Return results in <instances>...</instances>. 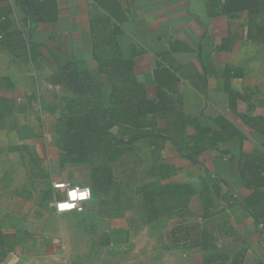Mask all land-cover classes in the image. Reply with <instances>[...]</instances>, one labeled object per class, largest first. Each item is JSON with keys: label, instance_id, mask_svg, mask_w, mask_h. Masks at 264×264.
Instances as JSON below:
<instances>
[{"label": "crops", "instance_id": "1", "mask_svg": "<svg viewBox=\"0 0 264 264\" xmlns=\"http://www.w3.org/2000/svg\"><path fill=\"white\" fill-rule=\"evenodd\" d=\"M95 1L56 0L53 24L24 26L23 12L13 9V23L39 59L22 62L0 46V99L12 103L0 120V264L12 255L18 264H71L75 217L82 231L95 230L88 242L106 255L84 264H264V216L246 207L253 195L264 198V187H247L241 174L242 154L264 156V46L244 39L245 16L221 15L222 0H115L125 16L118 23ZM114 26L120 35H112ZM98 32L106 39L94 50ZM118 57L132 61L149 99L153 73L164 68L178 80L169 96L186 116L229 134L217 123L223 119L236 133L196 157L185 151L193 125L177 140L155 131L131 139V150L111 165L108 194H93L82 213L57 214L54 201L63 193L53 182L89 184L87 167L60 164L59 131L70 122L63 100L81 99L85 113L108 108L111 85L100 63ZM66 66L98 84L94 105L87 87L80 97L60 82ZM154 123L166 128L165 120ZM10 152L24 167L31 158L32 179L41 169L46 174L53 191L47 206L25 199L23 184L9 181L25 169L9 164ZM142 193L168 213L145 220Z\"/></svg>", "mask_w": 264, "mask_h": 264}, {"label": "trees", "instance_id": "2", "mask_svg": "<svg viewBox=\"0 0 264 264\" xmlns=\"http://www.w3.org/2000/svg\"><path fill=\"white\" fill-rule=\"evenodd\" d=\"M97 5L106 10L111 18L118 23L125 16L115 0H96ZM19 7L24 14L22 24H53L57 22L58 10L56 0H0V46L6 47L22 62L38 64V48L27 42L20 27L12 21L13 9ZM221 15L231 17L245 16L243 37L246 41L264 46V0H222ZM112 35H120L118 27L114 26ZM105 35L98 32L93 38V48L96 50L105 43ZM111 85L110 106L101 113H85L82 111L81 99H64V107L70 118L68 127L59 131L60 164L75 167H87L89 184L93 194L107 195L113 186L111 165L121 154L131 150V139L150 134L155 131L169 139H176L185 134L186 127L193 125L195 136L190 138L192 146L185 151L192 157L198 156L205 149L212 148L216 143L224 142L235 130L223 119L217 123L229 132L218 133L208 128H202L197 120L186 116L181 103L169 96L176 93L178 80L164 68H157L154 73L156 93L154 99H149L142 85L133 76V64L129 59L112 58L100 63ZM61 83L68 86L80 97L91 94V103L98 95V84H92L91 79L80 77L72 66L59 70ZM3 84H8L7 80ZM94 105V103H93ZM12 103L0 99V120L11 110ZM154 119L166 121L164 130H157ZM117 128V132L112 130ZM148 129V131L146 130ZM241 174L247 187L257 189L264 187V156L258 153L242 154ZM144 200V219L153 220L165 215L168 210L154 205L156 200L147 193H142ZM246 207L256 218L264 216V198L258 194L246 201Z\"/></svg>", "mask_w": 264, "mask_h": 264}, {"label": "rangeland", "instance_id": "3", "mask_svg": "<svg viewBox=\"0 0 264 264\" xmlns=\"http://www.w3.org/2000/svg\"><path fill=\"white\" fill-rule=\"evenodd\" d=\"M9 155V164L15 165V166H23V164L19 163V160H17V153L10 152ZM28 164L25 167L23 166L24 171L22 173L18 172L14 175V179H11L9 176V181H13L14 183H22L24 188V195L23 197L27 200L33 199V202H38L40 206L43 205L47 206L51 199H52V189H51V183L48 180L44 179V176L46 175L43 170L40 171V179H32V175L34 176L36 173H31L32 165L34 163L32 162L31 158L28 157ZM22 161V160H21ZM24 161V160H23ZM22 161V162H23ZM36 168V165H34L33 169ZM53 187V186H52ZM54 189V188H53ZM96 202H102L103 204L110 203L107 199H100V197H96ZM107 207V206H104ZM80 217L73 218L72 221V262L71 264H84L87 262H93L94 259H103L106 257V255L101 251H97L96 244L95 243H89L88 238L90 237V234L93 235L95 230H92L90 234L86 231H82L79 224ZM95 235H93L94 237ZM46 248V244H44ZM99 249V248H98ZM62 251V250H61ZM43 253H46V249ZM62 253H60L61 255ZM58 261V260H57ZM61 262L64 263V260L61 258ZM58 264V262H57Z\"/></svg>", "mask_w": 264, "mask_h": 264}, {"label": "clouds", "instance_id": "4", "mask_svg": "<svg viewBox=\"0 0 264 264\" xmlns=\"http://www.w3.org/2000/svg\"><path fill=\"white\" fill-rule=\"evenodd\" d=\"M53 186L55 188L66 187V185L64 184H57L55 182H53ZM91 194L92 192L90 187H84L83 190H81L79 186H76L74 189H70L69 191H67L68 199L63 202L57 203L56 207L61 212L71 210L77 206L75 202L88 200ZM18 260L19 258L17 256L12 255L11 259L8 261V264H18Z\"/></svg>", "mask_w": 264, "mask_h": 264}, {"label": "built area", "instance_id": "5", "mask_svg": "<svg viewBox=\"0 0 264 264\" xmlns=\"http://www.w3.org/2000/svg\"><path fill=\"white\" fill-rule=\"evenodd\" d=\"M60 184H64V185H66V187H65V188H55V187H53L54 189L62 190V193H63V196H62L60 199H57V200L54 201V211H55L57 214L71 213V212L82 213V212H83V207H84L86 204H88V203L91 202V200H92V194H91V196H90V198H89L88 200L77 201V202H75L76 205H77L75 208H73V209H71V210H66V211L61 212V211H59V210L57 209V207H56L57 203H59V202H63V201H65V200H67V199H68V197H67V191H69L70 189H74L76 186H73V185H70V184H65V183H60ZM79 187L81 188V190H83V188H84V187H87V186H83V185H81V186H79ZM91 192H92V191H91Z\"/></svg>", "mask_w": 264, "mask_h": 264}]
</instances>
